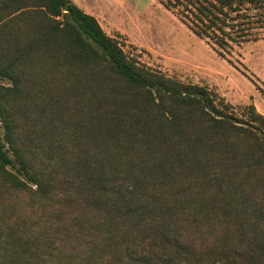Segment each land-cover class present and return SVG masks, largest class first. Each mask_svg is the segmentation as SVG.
I'll return each instance as SVG.
<instances>
[{"label": "trees", "instance_id": "obj_1", "mask_svg": "<svg viewBox=\"0 0 264 264\" xmlns=\"http://www.w3.org/2000/svg\"><path fill=\"white\" fill-rule=\"evenodd\" d=\"M229 107L74 0H0V264H264V115Z\"/></svg>", "mask_w": 264, "mask_h": 264}, {"label": "rangeland", "instance_id": "obj_2", "mask_svg": "<svg viewBox=\"0 0 264 264\" xmlns=\"http://www.w3.org/2000/svg\"><path fill=\"white\" fill-rule=\"evenodd\" d=\"M74 2L139 64L207 87L238 116L251 104L264 115V8L246 3L220 12L217 0Z\"/></svg>", "mask_w": 264, "mask_h": 264}]
</instances>
